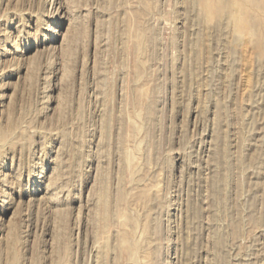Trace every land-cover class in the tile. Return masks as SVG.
I'll use <instances>...</instances> for the list:
<instances>
[{"label": "rangeland", "instance_id": "obj_1", "mask_svg": "<svg viewBox=\"0 0 264 264\" xmlns=\"http://www.w3.org/2000/svg\"><path fill=\"white\" fill-rule=\"evenodd\" d=\"M0 264H264V0H0Z\"/></svg>", "mask_w": 264, "mask_h": 264}, {"label": "bare ground", "instance_id": "obj_2", "mask_svg": "<svg viewBox=\"0 0 264 264\" xmlns=\"http://www.w3.org/2000/svg\"><path fill=\"white\" fill-rule=\"evenodd\" d=\"M140 39V38H139ZM138 40V39H137ZM141 92V91H140ZM142 94V93H141ZM141 96V95H140ZM143 97V96H142ZM105 210V209H104ZM106 213V212H105ZM122 241V240H121ZM124 242V241H123ZM125 246V245H124ZM126 248L128 249V247L126 246ZM129 250V249H128Z\"/></svg>", "mask_w": 264, "mask_h": 264}]
</instances>
